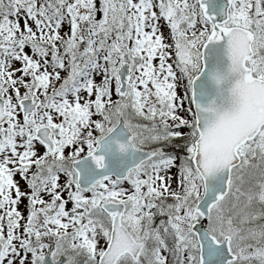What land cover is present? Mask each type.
<instances>
[{
	"label": "snow or ice",
	"instance_id": "snow-or-ice-1",
	"mask_svg": "<svg viewBox=\"0 0 264 264\" xmlns=\"http://www.w3.org/2000/svg\"><path fill=\"white\" fill-rule=\"evenodd\" d=\"M0 264H264V0H0Z\"/></svg>",
	"mask_w": 264,
	"mask_h": 264
}]
</instances>
